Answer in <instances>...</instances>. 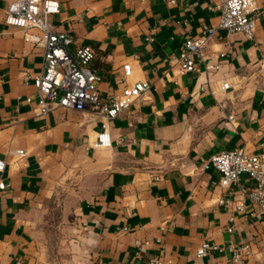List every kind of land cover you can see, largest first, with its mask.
Masks as SVG:
<instances>
[{"label": "crops", "instance_id": "0c3cea01", "mask_svg": "<svg viewBox=\"0 0 264 264\" xmlns=\"http://www.w3.org/2000/svg\"><path fill=\"white\" fill-rule=\"evenodd\" d=\"M55 1L59 12L48 19L72 37L68 50H94L90 69L99 77L101 102L138 81L149 87L108 122V149L90 147L101 130L97 117L86 122L62 109L34 116L24 99L34 98L31 78L41 69L42 50L4 23L12 0H0V264H38L33 245L42 208L67 178L82 191L72 216L74 264H145L152 257L164 264H232L225 248L239 242L250 244L242 264H264V223L247 210L235 213L229 190L215 184L212 169H201L214 154L256 153L264 145V0L256 1L261 17L252 41L216 30L208 44L206 56L219 62L208 79L231 84L214 98L201 64L181 74L168 60L187 37L216 25L219 0ZM8 149L25 155L7 156ZM218 198L230 204L218 206ZM203 242L221 252L195 258Z\"/></svg>", "mask_w": 264, "mask_h": 264}, {"label": "built area", "instance_id": "2783aa9c", "mask_svg": "<svg viewBox=\"0 0 264 264\" xmlns=\"http://www.w3.org/2000/svg\"><path fill=\"white\" fill-rule=\"evenodd\" d=\"M257 0H219L214 6L217 12V23L214 27H201L196 37H187L179 48L178 54L169 58V69H177L181 74L196 71L201 64L206 76L205 84L210 96L214 98L215 91L231 89V84L223 79L211 82L208 77L217 72L219 62H212L206 56L208 44L216 30L227 34H240L245 40L252 41L255 24L261 17ZM173 4V0H168ZM59 12L55 0H12L3 14V21L8 26L18 28L23 33L24 40L33 47L42 50L40 71L31 78L34 98L26 97L24 102L33 105L34 116H43L56 109L78 112L84 121L91 122L94 118L101 120V130L90 142L94 149L110 148L107 124L120 113L126 111L132 102L141 97L147 90L145 81H138L131 86H125L120 93L107 102L99 99L96 83L97 74L90 69L94 58V50L90 46L80 45L72 52L68 47L73 40L69 34L54 29L49 17ZM219 59L225 55L219 54ZM123 77L130 73L128 64L121 67ZM29 76H23L26 80ZM215 86V88H212ZM218 108L221 103L216 102ZM228 121L232 116L227 117ZM6 155L20 159L24 151L8 149ZM5 162L0 159V173L4 170ZM206 171L212 169L217 178L215 184L223 190H229L232 201H236L233 210L241 214L247 210L248 216L258 224L264 223V145H260L256 153L247 152L244 148L222 151L210 156L201 165ZM245 182L241 183L240 178ZM5 185L0 182V191ZM228 199L218 198L216 205L227 206ZM229 222L232 221L230 218ZM231 227L225 229L231 232ZM124 231V230H123ZM137 246V244H136ZM232 264H242L250 256V244L239 242L226 248ZM209 252H221L215 243L203 242L195 250L197 259L203 258ZM145 264H164L158 257L149 258Z\"/></svg>", "mask_w": 264, "mask_h": 264}, {"label": "rangeland", "instance_id": "374dc122", "mask_svg": "<svg viewBox=\"0 0 264 264\" xmlns=\"http://www.w3.org/2000/svg\"><path fill=\"white\" fill-rule=\"evenodd\" d=\"M67 178L62 181L42 208L41 220L34 237L38 264H74L72 250V216L79 202V188Z\"/></svg>", "mask_w": 264, "mask_h": 264}]
</instances>
